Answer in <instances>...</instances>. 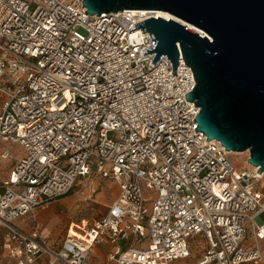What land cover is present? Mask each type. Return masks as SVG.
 <instances>
[{
    "label": "built area",
    "instance_id": "built-area-1",
    "mask_svg": "<svg viewBox=\"0 0 264 264\" xmlns=\"http://www.w3.org/2000/svg\"><path fill=\"white\" fill-rule=\"evenodd\" d=\"M86 10L83 0H0V140L25 152L1 180L0 240L17 264H94L105 239L115 264H179L203 234L197 264H263L258 169L237 172L233 151L196 131L182 57L174 74L166 55L154 64L157 52L144 53L155 40L130 29L154 10ZM90 177L115 180L118 195L101 218L71 224L59 248L14 223ZM131 234L149 245L118 244Z\"/></svg>",
    "mask_w": 264,
    "mask_h": 264
},
{
    "label": "water",
    "instance_id": "water-1",
    "mask_svg": "<svg viewBox=\"0 0 264 264\" xmlns=\"http://www.w3.org/2000/svg\"><path fill=\"white\" fill-rule=\"evenodd\" d=\"M83 6L90 14L149 9L180 19L150 17L130 31H149L155 44L143 51L157 52L154 64L166 55L174 74L180 57L191 67L196 84L185 95L201 108L196 131L229 151H248L247 162L264 173V0H83Z\"/></svg>",
    "mask_w": 264,
    "mask_h": 264
},
{
    "label": "crops",
    "instance_id": "crops-1",
    "mask_svg": "<svg viewBox=\"0 0 264 264\" xmlns=\"http://www.w3.org/2000/svg\"><path fill=\"white\" fill-rule=\"evenodd\" d=\"M0 103H1V98H0ZM6 148L10 149L11 155L8 158H3L0 156V187H1V180L8 179L13 175L15 163L25 154L24 149L22 148L21 145L11 142H4L0 140V154L3 153V151ZM96 178H99L100 180H104L103 178L100 177H96ZM118 191H119V187H118ZM112 202L108 205V210L106 211V213L109 211ZM39 207L40 208L44 207V208L40 209ZM63 208H64L63 204H61L58 200L53 199L43 206L36 207L33 212L24 215L22 217H19L18 219L15 220L14 223L28 232L38 228L41 234L47 238L48 245L50 247L57 249L62 245L65 235L71 224H74L76 226V225H85L91 223V222L90 223L72 222L70 223V225H68L66 230L64 229L57 230L56 225L58 223V219L61 218L59 217L58 213L65 212V210L62 211ZM249 238H251V235H249ZM251 240H252L251 244H253L254 242L253 238H251ZM189 243L191 249V256L187 259L179 260L178 263L181 261V263L179 264H197V260L205 253V250L208 247L207 239L203 234H199L194 237H191L189 239ZM118 244L121 245L123 248H127L129 246L147 247L149 245V239L139 241L137 236L131 234L129 238L119 240ZM260 247L262 249L263 258H264V240L260 241ZM113 249H114V243H112L108 239H105L103 242L95 245L92 251V259L94 261V264H115L112 260L108 259V255ZM47 258L48 256L45 253L41 255V259L46 260ZM17 260L18 257L10 251L9 247L1 239L0 264H17Z\"/></svg>",
    "mask_w": 264,
    "mask_h": 264
},
{
    "label": "rangeland",
    "instance_id": "rangeland-1",
    "mask_svg": "<svg viewBox=\"0 0 264 264\" xmlns=\"http://www.w3.org/2000/svg\"><path fill=\"white\" fill-rule=\"evenodd\" d=\"M248 157V151L232 152L230 154V159L237 172H241L245 167L250 166L249 163H247ZM258 185L260 191L264 195V173L261 177H259ZM117 193L118 183L111 178L100 180L96 177H90L88 179L81 180L71 192L55 198L64 205L62 211L65 210V212L58 213L61 218L58 219V223L56 225L57 230H66L68 225L72 222L90 223L95 219L101 218L105 215L108 210V205L115 199ZM153 197L155 198L156 196L153 195ZM43 208L44 207H41L40 209ZM251 243L252 240L249 238L246 242V246L248 245L250 247ZM179 263H181V261Z\"/></svg>",
    "mask_w": 264,
    "mask_h": 264
},
{
    "label": "bare ground",
    "instance_id": "bare-ground-1",
    "mask_svg": "<svg viewBox=\"0 0 264 264\" xmlns=\"http://www.w3.org/2000/svg\"><path fill=\"white\" fill-rule=\"evenodd\" d=\"M152 12H154V14H156L157 16H163V17H165V18H174V19H176V20H180V19H178L177 17H175L173 14H171L170 12H167V11H163V10H154V11H152ZM185 24H187V25H190V24H188V23H186V22H184ZM191 27H193V28H195L194 26H192V25H190ZM198 30V29H197ZM258 172V171H257ZM263 174V173H260V172H258V176L259 177H261V175Z\"/></svg>",
    "mask_w": 264,
    "mask_h": 264
}]
</instances>
